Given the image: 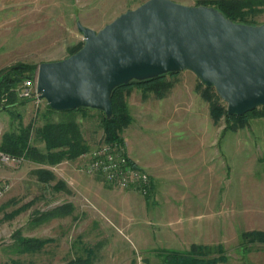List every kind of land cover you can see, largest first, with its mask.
I'll use <instances>...</instances> for the list:
<instances>
[{"label": "rangeland", "instance_id": "374dc122", "mask_svg": "<svg viewBox=\"0 0 264 264\" xmlns=\"http://www.w3.org/2000/svg\"><path fill=\"white\" fill-rule=\"evenodd\" d=\"M143 1L20 0V7L15 4L7 11L0 9V14L6 16H0V70L20 63L34 65L37 70L42 61L62 59L83 44L77 21L97 30ZM174 1L212 6L211 0ZM253 20L258 24L264 22V5L258 7ZM20 82L12 88L19 98ZM161 82L157 90L135 85L127 90L125 101L132 121L121 132L123 140L126 137L128 150L139 160L150 163L154 170L146 169L155 188V206L198 208L197 213H179L182 220L178 223L184 229L195 227L197 234L192 240L210 247L222 245L227 260L216 264H264V244L252 242L247 252L243 245L240 246L242 232L264 231V116H250L242 126L233 121L231 130L226 127L224 116L213 121L209 104L199 92L205 85L194 73L176 71L173 75L167 74ZM199 83L202 84L200 89ZM21 99L31 104L25 113L31 119L25 120L43 121L39 118L44 111L42 105L31 99ZM223 105L226 107L224 102ZM20 110L16 108L14 112L21 113ZM3 114L0 139L4 131L17 127L19 122L16 117L12 119L10 114ZM101 115L93 108L83 115L77 114L83 132L94 142L90 148L96 147L103 138L99 124ZM31 142L38 144L33 135ZM27 163L25 186L32 194L37 192L36 195L9 200L8 192L0 199V248L3 252L18 254L17 259L10 260L12 264H65L74 258L86 260L87 264H167L162 250L180 251L189 247L161 244L157 237L142 243L140 237L129 236L125 229L117 227L118 217L104 216L101 206L105 202L94 196L97 194L94 190L86 193L84 185L77 184L62 192H53L50 184L41 186L35 181L33 164ZM0 165L1 171L2 165L10 171L18 167L1 162ZM90 176L101 190L112 194L110 200L118 195L120 207L135 203L134 198H129L130 194L143 196L138 191L113 187L101 182L100 177ZM80 178L83 183L85 177L80 175ZM43 194L45 201L37 200ZM122 197H126L124 203L120 201ZM69 199L74 203L69 214L42 224L30 222L37 211ZM22 200H30L31 205L8 216L22 206L19 204H24ZM165 214L149 212V216L158 218ZM190 215L195 216L186 217ZM151 222L150 229L154 232L166 230L158 219ZM174 223H170L172 230L179 227ZM16 230L21 235L52 238V241L35 252L18 253L11 238ZM140 231L144 239L146 231Z\"/></svg>", "mask_w": 264, "mask_h": 264}, {"label": "water", "instance_id": "95a60500", "mask_svg": "<svg viewBox=\"0 0 264 264\" xmlns=\"http://www.w3.org/2000/svg\"><path fill=\"white\" fill-rule=\"evenodd\" d=\"M76 26L82 46L35 71L38 99L53 110L89 107L109 118L115 87L181 70L212 86L229 115L264 106V22H234L204 4L145 0L97 30Z\"/></svg>", "mask_w": 264, "mask_h": 264}, {"label": "trees", "instance_id": "16d2710c", "mask_svg": "<svg viewBox=\"0 0 264 264\" xmlns=\"http://www.w3.org/2000/svg\"><path fill=\"white\" fill-rule=\"evenodd\" d=\"M209 4L234 22L255 25L258 23H255L253 17L258 12V7L264 5V0H211ZM250 14L251 17H249ZM80 47L81 45L75 51ZM34 69V65L20 63L19 65L9 66L0 70V111L10 114L12 119L16 117L19 120L21 113L14 111L17 106L25 103V100L19 98L12 88L23 78L33 76L36 71ZM174 73L168 72L144 80H131L115 87L111 94V116L107 118L103 111L96 110L102 114L99 124L104 140L107 142L125 143L121 132L132 121L125 101V94L131 86L135 85L144 89L157 90L165 76L167 74L173 75ZM200 86L202 84L199 83V89ZM199 92L201 98L209 104V112L213 121L217 122L224 116L226 127L231 130H233L231 124L233 121L238 122L242 126L250 116H264V106L254 108L243 115H229L225 105H223V102L212 86H205ZM161 95L158 94V96ZM89 109L91 108L79 107L66 111H57L46 104L45 111L42 113V124L35 126L33 122H29L24 125L19 121L17 127L8 129L2 134L0 151L11 156H21L27 160L50 165L62 160L76 159L91 149L77 119V114L83 115L84 111ZM54 114L59 115L57 120H54ZM32 135L34 139H39L44 143L42 149L31 143ZM35 173H37L39 180L45 182L54 177L49 170L42 168L35 170ZM57 184H60L59 181ZM145 198L148 200L149 196L146 195ZM20 210L21 208L10 212L8 216H13L19 213ZM70 210L69 204L57 205L47 211L41 212L34 220L38 222L47 221L53 217L67 215ZM13 237L21 245L22 251L25 252L36 251L46 242L50 241L49 238L24 237L19 230L14 232ZM241 237L243 243L240 246L243 245L245 247V252L248 251L249 244L252 242L264 244V231L262 230L242 232ZM162 251L163 260L167 264H216L227 260V257L224 255V249L220 244L214 247L203 244H192L187 251L169 249ZM212 251L214 252L212 253ZM66 264H87V262L82 259H73Z\"/></svg>", "mask_w": 264, "mask_h": 264}, {"label": "crops", "instance_id": "0c3cea01", "mask_svg": "<svg viewBox=\"0 0 264 264\" xmlns=\"http://www.w3.org/2000/svg\"><path fill=\"white\" fill-rule=\"evenodd\" d=\"M15 4H19V7H20L21 6L20 0H13V1L12 0H0V9H2V11H7L8 7L13 6ZM0 16L1 17L5 16V13L0 14ZM4 18H6V16ZM82 24L94 28L92 25H89L86 23H82ZM34 102H36V101H34ZM38 102L40 103V105H42V107L44 108V111H45L46 102L44 100H39ZM38 102H36V104ZM30 105H31L30 102L26 101L24 104L17 106V109H21L20 110L21 111V117L19 118V121L22 122V124H24V125H26L30 122V121L27 122L25 119H27V118H28L27 120L31 119V118H29L30 116H27L25 114L26 112H28V110H29L28 108L30 107ZM3 113H7V112L0 111V119H3V117H4ZM58 117H59L58 114L53 115L54 120H57ZM39 118H42V115ZM33 122L35 123V121H33ZM41 124H42V121L41 122L38 121L35 123L36 126L41 125ZM4 127L5 126L2 125L1 129H3ZM101 132H102V130H101ZM84 137L91 147V144L94 142L91 141L92 139H90L91 138L90 135L88 134V136H86V134L84 133ZM124 141L126 143L125 144L126 145V151L129 155V157L133 161H135V163L139 167H142L145 170L147 169L149 172H153L154 170H153L150 163L145 162L144 160H139L140 158L138 156L132 154L128 150L126 137H124ZM37 142H38V144H33L32 142L31 143L33 145H35L36 147L42 149L44 147V143L42 141H40L39 139H37ZM23 161L25 163H23L21 166L17 165L18 167L16 169H14L13 171H10V169H8V167H5L3 165H2V171L0 169V177L3 179H6L10 184L9 190L5 193V195H6L9 192L8 197H7L9 200L14 198V197L20 198V197H24V196H28V195L29 196L36 195L37 192L32 194L31 191L27 188V185L25 186V183H26L25 180L28 177V175L26 174L25 167H27V165H29L27 162H30L31 164H33L32 168H34L35 170L42 168V169L49 170L53 174L54 177L49 179L48 182H45L43 180H39L38 176L35 180L36 182L40 183L41 186H43L45 184H50L52 189H53V192H56V193H58L59 191L62 192L63 189H69V187H76L77 184H79L80 186L84 185L83 188L86 191V193H89V191H87V190H91V189H92V191L94 190V192L97 193L94 196L98 197L100 200L105 202L104 206H101V210H102L101 212L104 214V216H106V218L107 217L108 218L118 217L117 227L125 229V231L127 232V235H129V236L140 237V239L143 240V241H141L142 243L151 242L152 239L154 240L155 237H157L158 240L161 242V244H171V245L186 244V246L187 245L189 246V247L184 248V250H180V251L189 250V248L192 244H202V243H199L195 240H192V238H194L197 234L194 226L184 229L178 223V221L182 220V217L178 215L179 213H192V214L197 213L198 208H196V207L192 208V207H188V206H179V205L178 206L177 205L176 206L171 205V206H164V207L159 206V205L155 206V204H156V201H155L156 200V193H155V188L153 189V182H152L151 192L149 195H147V196H149L148 200H146L145 196L140 197L136 194H130L129 198H134L133 201L135 203L132 204V206L127 205V206L120 207V206H118V195L115 196V198H113L114 200H112V199L110 200V198H112V194L107 193L105 190H101L100 186L96 185L94 183L95 180L92 179L93 178L92 176H90V175L86 176V174H83L84 171L81 169L80 156L77 157L76 159L62 160L58 163L51 164V165L50 164H44V163H38V162H34L31 160H27V159H23ZM79 163H80V166H79ZM0 167H1V165H0ZM35 174L37 175V173H35ZM80 175L85 177V179L83 180V183H81ZM93 176H95V175H93ZM96 177L99 178V176H96ZM58 181L60 184H57ZM101 182H102V180H101ZM21 184H22V186H20ZM56 184H57V186L54 187ZM89 195L90 194H88V196ZM44 196H45V194L38 196L37 200H39V201L44 200L45 201ZM69 197H71V195ZM122 198L123 199L120 201H122L121 203H124L126 201V199H125L126 197H122ZM22 203H24V204H19V205H22L25 208H27V206L29 207V205H31L30 200H22ZM62 204H69L70 205L71 210L69 211V213L74 209V205H73L74 203H72L71 199H69L68 201H65L63 203L57 204V205H62ZM151 204H153V205H151ZM57 205H55V206H57ZM22 206L19 207V209L22 208ZM52 207H54V206H52ZM47 210L37 211L35 213V215H33V220H31L30 222H33L36 225L47 222L48 220L43 221V222L42 221L38 222V221L34 220V218H36V216H39V214L41 212H44ZM155 211L162 212L164 214H165V212H167V213L175 214V216H169V215L166 216V214L164 216L159 217V218L154 217V216H149V212L152 213ZM111 214H113L114 216H112ZM194 216L195 215H190V216H186V217L192 218ZM53 218H55V217H53ZM53 218H51V219H53ZM56 218H58V217H56ZM156 219H158L159 222L161 221V223L164 225V227H162V228L166 229V230H163L160 233L159 232L156 233L150 229V225L152 224L151 221L156 220ZM174 222H176L178 224L177 226H179V227L175 226V228H173V230H172L169 227L172 226L170 223H174ZM140 230L146 231V233L144 235V239H143V236H142ZM22 236L33 237V236H25L23 234H22ZM163 236H165V238H162ZM11 238L13 239V242H15L14 245H15L16 251L18 253H25V251H22L21 245L19 244V242L13 236ZM35 238H40V237H35ZM40 239H48V238H40ZM49 239H50V241H48V242H51L52 238H49ZM48 242H46V243H48ZM2 245H4V244H2ZM0 247H1V245H0ZM40 249H38V250H40ZM169 250H176V249L170 248ZM176 251H179V250H176ZM17 258H18V254L13 255L10 252H3L2 248H0V264H12V262H10V260H14ZM74 259H76V258H74ZM71 260H73V259H71ZM69 261H67V262H69Z\"/></svg>", "mask_w": 264, "mask_h": 264}, {"label": "built area", "instance_id": "2783aa9c", "mask_svg": "<svg viewBox=\"0 0 264 264\" xmlns=\"http://www.w3.org/2000/svg\"><path fill=\"white\" fill-rule=\"evenodd\" d=\"M19 96L38 102L36 92V73L23 78L18 86ZM23 157L11 156L0 151V162L19 165ZM81 169L90 175L99 176L110 186L120 189L135 190L143 196L149 195L152 189L150 174L139 167L128 155L125 143L107 142L101 138L99 144L80 155ZM10 184L0 177V199L9 190Z\"/></svg>", "mask_w": 264, "mask_h": 264}]
</instances>
